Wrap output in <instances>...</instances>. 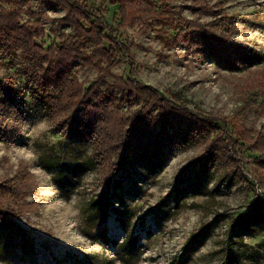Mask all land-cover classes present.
Here are the masks:
<instances>
[{
    "label": "rangeland",
    "instance_id": "obj_1",
    "mask_svg": "<svg viewBox=\"0 0 264 264\" xmlns=\"http://www.w3.org/2000/svg\"><path fill=\"white\" fill-rule=\"evenodd\" d=\"M77 1L111 28L132 72L124 53L111 50L112 68L92 53L110 44L61 22L65 10L56 0H0V9L16 12L20 25L36 23L35 43L44 50L61 38L75 41L68 71L78 82L108 70L95 90L111 95L127 119L142 109L136 149L156 155L126 161L123 153L106 154L62 194L42 163H61L67 177V167L92 149L52 130L29 55L0 43V79L12 83L19 105L7 127L16 138L0 140V206L24 231L0 230V264H223L227 257L264 264V61L245 68L229 57L264 55V0H123L131 15L142 5L154 18L122 25L115 0ZM120 77L160 99L118 87ZM105 188L106 220L88 237L82 211Z\"/></svg>",
    "mask_w": 264,
    "mask_h": 264
},
{
    "label": "trees",
    "instance_id": "obj_2",
    "mask_svg": "<svg viewBox=\"0 0 264 264\" xmlns=\"http://www.w3.org/2000/svg\"><path fill=\"white\" fill-rule=\"evenodd\" d=\"M65 10V16L61 19L64 24L70 25L72 28L79 31V35L89 36L95 41L104 40L110 44L109 50L104 46L95 48L92 53H101V56L108 63V67L112 68L113 58L110 56L114 50L117 53L126 54L129 61V69L133 70V61L128 55V50L113 38L111 28L106 30V27L100 23V19L95 15L94 11L86 4H82L77 0H56ZM118 5L117 16L120 25L126 21L138 20L145 23L148 20H153V12L149 13V7L142 9L139 5L137 12L131 15L132 7L127 6L123 0H115ZM98 21V23H96ZM36 23H26L20 25L18 23V14L16 12L0 9V43L6 50L22 49L30 57L29 66L33 71L39 72L34 75V89L36 91V100L39 105H42L47 110V116L53 121L52 130L59 132L70 139H84L89 143L92 149V156L85 161L73 163L67 167V177H62L60 173L61 163L51 161L42 163L43 166L51 171L52 180L59 190L65 193L70 191L80 182V176L89 170L98 169L102 164V159L106 154L119 156L123 153V159L129 161L133 154L135 160L147 159L150 153L148 150L143 152L142 149H136L137 145L143 138L139 130L142 126L139 112L133 114L132 119L125 118V115L115 107L114 99L106 93H97L95 90L103 75L108 74V70L103 72L96 80L90 84L78 82L68 71L69 60L73 58V63L76 62V49H74L75 41L71 38H59L58 44H50L47 49L35 43L38 39ZM246 51V50H244ZM225 54L226 50L223 51ZM222 52V54H224ZM243 52V51H241ZM230 60L237 66L251 68L264 61V55L261 52L251 51L243 52L238 56L230 55ZM84 59H78L79 62ZM48 63L52 71L44 69L41 65ZM49 68V67H48ZM51 73V74H48ZM113 79L114 76L112 75ZM118 87H123L131 93L148 94L153 93L157 99H160L159 93L149 86H144L141 82L136 81L133 77L124 79L123 77L115 78ZM18 95L10 81L5 82L0 79V140H13L16 138L12 129L8 130V121L11 118L12 112L18 111L17 99ZM9 113V114H8ZM8 114V115H7ZM131 127L128 128L129 121ZM133 129V130H132ZM138 129V130H137ZM132 130V131H131ZM11 133V134H10ZM144 135H146L144 133ZM236 142V139H232ZM233 142V143H234ZM140 151V152H139ZM149 153V155H148ZM138 154V155H137ZM132 162V161H131ZM59 165V166H58ZM108 188H105L101 193L89 199L84 207L83 227L81 231L88 237L91 236V231L95 227H100L107 217V206L109 203ZM9 214V213H8ZM5 212V209L0 206V230L13 231L17 236H23L24 231L17 223ZM245 220L248 214L243 217ZM198 238L193 237V241ZM122 244L124 246L127 243ZM228 258V259H227ZM222 262L230 264V258L227 257Z\"/></svg>",
    "mask_w": 264,
    "mask_h": 264
}]
</instances>
